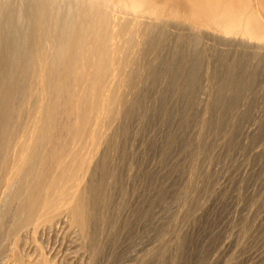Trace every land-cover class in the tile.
<instances>
[{
	"label": "bare ground",
	"instance_id": "bare-ground-1",
	"mask_svg": "<svg viewBox=\"0 0 264 264\" xmlns=\"http://www.w3.org/2000/svg\"><path fill=\"white\" fill-rule=\"evenodd\" d=\"M259 101L264 0H0V264H264Z\"/></svg>",
	"mask_w": 264,
	"mask_h": 264
},
{
	"label": "rangeland",
	"instance_id": "rangeland-1",
	"mask_svg": "<svg viewBox=\"0 0 264 264\" xmlns=\"http://www.w3.org/2000/svg\"><path fill=\"white\" fill-rule=\"evenodd\" d=\"M263 106L264 105V103L263 102H258V105L256 104L255 105V110H254V113L258 116V117H262V116H264V110H262L263 109V107H261L260 108V106ZM259 106V108H257ZM260 109V110H259ZM259 110V111H258ZM258 111V112H257ZM260 112H262L261 113V115H260ZM247 155V156H246ZM246 155H244L243 156V154H240V155H237V160H238V162L241 164V170L243 169L244 171H241V172H239V174H240V176L241 177H239V174H238V176L236 177V184L239 186V189H238V192H237V196H239V201L240 200H242V198H244L245 196H246V194H247V191H248V187H249V183L251 184V183H253V181H254V178L252 177V172L251 171H253L254 170V167H255V164H257V160H256V158L252 155V154H246ZM246 157V158H245ZM252 157V158H251ZM252 159V160H251ZM250 162H251V164H250ZM253 162V163H252ZM247 171H246V170ZM250 169V170H249ZM244 172V173H243ZM248 174V175H247ZM243 176V177H242ZM249 176H251V177H249ZM247 177V178H246ZM243 179V180H242ZM248 179V180H247ZM243 182V183H242ZM246 182H247V184H246ZM240 183V184H239ZM240 192H241V194H240ZM240 197H242V198H240ZM235 214V215H234ZM237 214L236 213H233V216H236ZM49 244V245H48ZM53 244V245H52ZM46 246H47V248H49V249H52L53 247H54V242L52 243V242H49V243H47L46 244ZM53 246V247H52Z\"/></svg>",
	"mask_w": 264,
	"mask_h": 264
}]
</instances>
